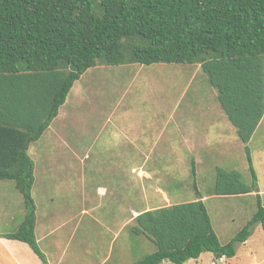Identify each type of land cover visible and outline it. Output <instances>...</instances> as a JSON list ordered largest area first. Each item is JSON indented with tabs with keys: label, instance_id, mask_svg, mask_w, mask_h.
Masks as SVG:
<instances>
[{
	"label": "trees",
	"instance_id": "1",
	"mask_svg": "<svg viewBox=\"0 0 264 264\" xmlns=\"http://www.w3.org/2000/svg\"><path fill=\"white\" fill-rule=\"evenodd\" d=\"M100 62L199 64L245 144L252 179L247 183L240 171L217 165L214 186L203 194L192 159L198 197L139 209L131 231L148 237L156 250L132 264H184L207 251L216 258L235 256V243L245 242L252 226L260 223L264 232L261 194L256 193L257 211L225 244L204 197L258 190L249 142L264 117V0H0V78L45 73L51 90L46 120L36 129L15 128L7 116L14 106L0 100V179L15 182L26 207L19 227L4 236L28 243L47 264L36 237L35 162L27 149L57 115L75 81ZM23 135L21 149L10 150L14 137Z\"/></svg>",
	"mask_w": 264,
	"mask_h": 264
},
{
	"label": "crops",
	"instance_id": "2",
	"mask_svg": "<svg viewBox=\"0 0 264 264\" xmlns=\"http://www.w3.org/2000/svg\"><path fill=\"white\" fill-rule=\"evenodd\" d=\"M85 73L72 87L77 86V92L71 98L68 94L47 129L27 149L35 162L32 196L37 205L36 237L47 264H107L111 256L110 253L98 255L97 240L87 235L77 236L78 229L75 227L67 229L60 236H53L59 228L49 229L42 237L38 235L40 199L37 201L34 193L37 168L39 194L42 200L50 203L46 208L47 213L55 214L46 218L54 219L60 212L69 209L68 200L78 202L75 187L81 186L80 194L84 196L82 206L69 219L81 214L94 216L98 213L101 219L123 218L126 227L129 220L139 214V209L162 206L167 201L171 205L169 199L172 193L168 183L176 176L175 164L182 161L184 156H197V160L192 157L195 163H206L218 155H234L238 150L242 151V146L237 147V131L225 120L222 111H214L213 108L195 113L188 111L178 117L174 112L175 116L163 118L160 115L145 117L142 113L132 114L134 106L130 103L123 105L127 103L123 100L111 104L101 101L95 107L88 103V94L92 91ZM50 92L45 73L24 71L0 78V100L14 106L7 116L15 128L36 129L46 120ZM196 104L205 108L209 106L200 100ZM89 107L92 108L91 112L87 111ZM22 117L23 120L20 119ZM196 117L214 118H211L210 123L214 124L211 130H215L218 137L208 139L205 125L195 126ZM14 140L16 143L10 150L17 153L25 136H15ZM7 149L3 147L1 151ZM67 178H72L73 183L65 184ZM11 186L16 187L11 180L0 179V224L5 219L14 218L17 211L23 213L24 218L26 215L24 198L21 196V201L13 191L5 189ZM258 192L259 186L257 191L250 194L256 195ZM14 231L0 228V264H44L28 243L4 236ZM114 237H117V233ZM42 241L49 246L48 253L41 246ZM74 241L77 252L74 250L73 253L70 245Z\"/></svg>",
	"mask_w": 264,
	"mask_h": 264
},
{
	"label": "rangeland",
	"instance_id": "3",
	"mask_svg": "<svg viewBox=\"0 0 264 264\" xmlns=\"http://www.w3.org/2000/svg\"><path fill=\"white\" fill-rule=\"evenodd\" d=\"M85 75V79H88V82L90 81L89 88L92 91V93L88 94V103L94 104L95 107L101 101L111 104L112 102L123 100L127 102L123 105L130 103L134 106L132 114L142 113L145 117L160 115L163 118L175 115L178 117L188 111L195 113L196 111L202 112V110L213 108L214 111H222L225 120L231 124L230 126L236 132L235 127L230 123L217 99L216 89L208 83L206 74L201 70L199 64L161 62L151 65L140 63L108 65L100 62L97 66L89 68ZM77 90V86L72 88L68 97L71 98ZM197 100L205 101L209 106L206 108L200 107V105L197 106ZM88 110L91 112L92 108L89 107ZM207 114L210 115L209 112ZM218 114L220 113L218 112ZM212 117H202L199 119L196 117L194 119L195 126L200 124L205 125L203 126L206 133L205 136L210 140L218 137L216 136V131L211 130L214 126V124L211 125L210 123L214 119ZM238 143L237 147L242 146V151L238 150L234 155H218L212 161L196 163V184L203 194H206L214 186L215 166L217 165L240 171L243 179L247 183H251V173L244 143L239 138ZM249 146L258 175V186L260 188L262 203L264 204V117L251 138ZM66 157L69 159V156ZM192 157L194 156L190 154L186 155V158L184 156L182 161L175 164L177 167L176 176L174 175V178L168 183L169 191L172 193L169 199L171 204L193 200L198 197L191 172ZM194 158L197 160V156ZM36 175L37 185L34 193L37 201L40 199L38 204L41 211L39 212L41 219L38 220L39 236L42 237L44 232L53 228H59L53 236H60L62 232L75 227L78 229L77 236L82 237L87 235V237L97 240L96 249L99 251V253L97 252L98 255L104 256L110 253L111 258L107 264H132L142 259L144 255L156 250L155 243L148 237L132 233L131 226L135 222L134 219L129 220V224L126 227L123 225V218H119V220L101 219L98 213H95L94 216L90 213L81 214L80 217L77 216L78 218L69 219L76 212L75 210L78 207L80 209L82 206L81 200H83L84 196L80 194L81 186L75 187L76 192L78 191V202L72 203L68 200L70 203L69 209L60 212L59 216L54 219L46 218L55 214L47 213L46 208L50 206V203L42 200V196L39 194L38 168ZM11 181L14 182L13 180ZM64 181L65 184L73 183L72 178H67ZM5 189L13 191L16 197L22 201L21 196L23 197V195L16 187L11 186ZM205 202L211 215L213 226L223 244L232 240L258 208L257 196L251 194L207 195L205 196ZM167 203L169 201L161 205H170ZM103 215H105V212H103ZM23 219L24 214L17 211L14 214V218L5 219L0 224V228L4 231H14ZM83 232L84 234H82ZM115 233H117L116 238L114 237ZM75 243L74 241L70 245L73 253L77 248ZM40 244L47 253L50 251L49 246L46 245V241H42ZM235 249L236 254L233 257L216 258L212 252L207 251L202 253L198 259H189L184 264H264V232L260 223L252 226L251 234L245 242L235 243ZM160 264L174 263L163 261Z\"/></svg>",
	"mask_w": 264,
	"mask_h": 264
}]
</instances>
